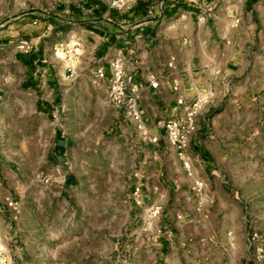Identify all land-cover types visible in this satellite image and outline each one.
<instances>
[{"label":"rangeland","instance_id":"1","mask_svg":"<svg viewBox=\"0 0 264 264\" xmlns=\"http://www.w3.org/2000/svg\"><path fill=\"white\" fill-rule=\"evenodd\" d=\"M75 1L0 0V23ZM257 13L260 29L236 35L229 55L214 25L197 26L202 64L232 55L241 66L196 96L207 99L209 163L187 148L160 166L91 79L63 84L51 118L14 86L0 101V264H264V4ZM58 134L69 140L61 155Z\"/></svg>","mask_w":264,"mask_h":264},{"label":"crops","instance_id":"2","mask_svg":"<svg viewBox=\"0 0 264 264\" xmlns=\"http://www.w3.org/2000/svg\"><path fill=\"white\" fill-rule=\"evenodd\" d=\"M263 4L264 0H135L130 10L120 11L102 0H78L39 7L16 23H0V101L17 86L31 96L36 110L47 118L57 116L63 84L78 78L96 82L97 69L109 68L120 53L129 91L139 96L143 111L141 123L132 119L128 124L143 125L139 131L145 144L163 166L161 155L177 150L158 122L175 109L178 96L191 100L210 82L225 81L241 67L232 55L223 64L216 59L202 64L192 53L195 38L201 35L197 26L214 25L221 38L216 51L229 55L237 50L236 35L251 37L258 32L255 23ZM227 10L237 12L227 15ZM24 41L31 43L30 51L19 47ZM153 76L158 87L151 84ZM174 80L180 81L181 91L173 89ZM96 83L107 94L106 80ZM201 117L187 152H197V161L209 163L203 149L207 121ZM68 141L67 136L57 135L55 155L66 153ZM149 196L157 197L151 190ZM153 202L164 205L161 200Z\"/></svg>","mask_w":264,"mask_h":264},{"label":"built area","instance_id":"3","mask_svg":"<svg viewBox=\"0 0 264 264\" xmlns=\"http://www.w3.org/2000/svg\"><path fill=\"white\" fill-rule=\"evenodd\" d=\"M102 1L111 8L120 11L130 10L135 2V0ZM19 47L25 51H30L31 43L24 41ZM60 48L64 49L62 45H60ZM56 53L59 54L58 49H56ZM68 57L70 58V56ZM94 80L96 82L106 80L109 100L120 110L121 114L123 113L141 123L143 111L139 104V96L133 95L129 91L128 80L125 76L124 60L120 53L111 62L109 68L100 67L97 69ZM151 84L154 87H158L159 81L155 76L152 77ZM181 87L180 81L174 80L173 89L181 91ZM205 103H207V99L195 97L188 100L183 94H180L177 98L175 109L158 122L164 128L170 144L179 150L181 154L189 147L197 129V116L204 108ZM138 126L143 128L142 124Z\"/></svg>","mask_w":264,"mask_h":264}]
</instances>
